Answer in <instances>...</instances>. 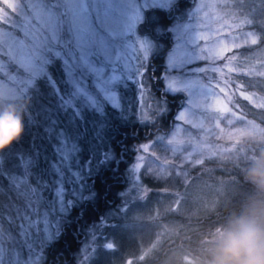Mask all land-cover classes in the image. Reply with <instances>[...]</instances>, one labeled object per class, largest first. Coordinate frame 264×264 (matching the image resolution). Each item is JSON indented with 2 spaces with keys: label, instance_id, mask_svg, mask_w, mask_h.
Returning a JSON list of instances; mask_svg holds the SVG:
<instances>
[{
  "label": "snow or ice",
  "instance_id": "1",
  "mask_svg": "<svg viewBox=\"0 0 264 264\" xmlns=\"http://www.w3.org/2000/svg\"><path fill=\"white\" fill-rule=\"evenodd\" d=\"M179 2L3 0L0 5V96L8 100L30 97L33 106L29 112L32 114L26 116L25 130L39 126L38 118H42L45 135L56 140V159L49 164L55 177L51 185L42 182L40 175L33 172L35 157L31 153L26 156L13 151L19 147L18 143L0 152V177H6L9 187L17 189V194L26 201L24 211L13 205L16 218L22 222L17 226L19 231L15 236L8 233V240L13 243L18 240L19 248H11L7 264H33L34 259H43L44 249L61 234L59 218L67 214L78 196L85 198L81 192L85 170L79 163V122L85 119V113H91L99 124L109 107L113 111L120 110L121 90L129 81H135L143 89L144 85L137 78L144 76L148 70L146 62L159 47L152 36L140 33L147 19L146 13L150 10L171 13ZM232 3L235 0H213L211 4L213 18L218 25L215 29L217 37L221 31L238 27L229 18H235V13L228 7ZM204 6L201 0L196 11L200 12ZM208 15L204 13L205 17ZM188 29V24L179 21L166 29H154L157 36L166 31L176 41L167 53V71L162 79L166 93H183L186 96L188 107L177 115V121H185L190 109H199L201 103L197 102V98L204 99L208 94L210 75L229 83L225 78L227 73L236 70L228 63L230 59H235L229 57V53L260 43V38L251 32L240 37V42L236 38L213 39L212 35L204 32L188 39ZM200 42H205L204 46H200ZM201 61L204 63L201 64ZM57 68L61 74L59 80L54 75ZM42 88H47L49 91L46 94L56 98L55 110L68 116V127L60 126L53 118L52 106L40 104L36 107L37 101L45 95ZM217 110L225 111L227 105L219 101ZM157 111L162 113L164 109ZM149 120L151 116H145L141 122ZM140 149L148 152L149 145H141ZM10 154L16 160L14 166L9 159ZM110 159L111 152L105 151L100 163ZM136 159L142 162L144 156H137ZM142 167V163H135L130 168L134 173L133 180L126 192L121 194L127 197L125 204L139 186L137 182ZM33 179L35 183L31 182ZM21 186L23 191H19ZM45 190L51 192L50 200L43 195ZM0 191L3 189L0 188ZM9 220H13L11 215ZM112 226L107 219L101 221L100 227ZM100 235L104 237L102 232ZM92 239V251L97 260L100 253H107V249L113 248V243L106 237L96 244L95 241L100 238L95 232ZM4 243V232L0 228V264H5Z\"/></svg>",
  "mask_w": 264,
  "mask_h": 264
},
{
  "label": "rangeland",
  "instance_id": "2",
  "mask_svg": "<svg viewBox=\"0 0 264 264\" xmlns=\"http://www.w3.org/2000/svg\"><path fill=\"white\" fill-rule=\"evenodd\" d=\"M187 1L192 5L189 10H180L179 7L181 2H179L178 7L174 11L166 13H168V16L172 19L169 27L175 25L177 21L189 25L187 33L188 39L195 38L196 34L199 32L212 35L213 39L220 38L224 40H233V38H236L237 42H240L239 38L249 32L259 38L258 33L252 27L253 21L251 17H249L246 12L245 14H242V9L239 7L237 0H235V3L229 4L228 7L235 13V18H232L231 16L229 18L232 19L233 24L238 27L221 31L218 33V37L215 35V29L218 25L213 18L211 8L213 0H203L205 6L200 12H197L196 9L201 4V0ZM1 2L3 4V0H1ZM205 12L209 14L208 17L204 16ZM148 14L149 11L146 13V17ZM140 33L150 35L148 31H146V22L140 28ZM163 35L165 36L167 33H164ZM150 36L158 42L159 47L150 55L146 62L148 70L145 72L144 76L137 78L144 85L143 89H141L140 84L135 81H129L121 90L126 93L125 95L127 98H125V100L127 99V101L125 102V105L127 108L121 113L119 111L123 109V105L122 108L117 111H113L109 107L103 122L99 124H97L96 118L92 115V121L95 127L92 130L96 131L99 135H102L99 136L102 141L106 136L104 142L108 144L102 146L101 151L104 153L105 151H108L109 147V136L111 134L110 115L116 118L120 114L124 116L129 115V118H131L132 121L136 120L141 127H148L143 133L140 142L137 141L133 143L132 158L129 162H126L124 170L128 173V189L134 177V173L130 171L131 166L135 163H142L143 167L139 173L140 180L137 182L139 186L137 190L133 192L132 198L137 199L139 202H143L142 206L146 205H144V202L151 193H155V198L152 202L147 204L146 208L134 207V209L126 215L124 214L131 205L132 198H129L128 203L126 204L124 201H121L123 207L121 205L120 209L116 210L115 216L123 215L122 217L128 219L129 216L134 215L135 219L130 221L131 224L128 225H115V231L110 235L108 232L103 231V227H100L101 221L104 219L101 218V220L98 221L97 226L90 230V234H86L80 239V245L75 252L77 255L75 264H111L108 260V258L111 257V254L108 255V252L112 253V251L115 250V242L112 237L115 239L118 238L119 246H121V248L117 250V256L114 257V264H121V261H123L127 255L135 254L137 252V249L135 248V241L137 238L141 239L142 248L144 246H149L150 250L154 249L157 245L155 243V239L157 238L156 235L158 234L157 229H159L160 234L158 238L161 235L168 236L174 234L172 232L171 222L167 220H158V224L153 221L162 214V210L171 208L177 209V204L179 203V209L185 212L198 213L200 210L213 206V202L210 201V198H213V196L220 195L222 197H227L228 195H233L237 192L236 186L232 183H219L215 186L209 187L206 186L202 179L196 178L186 188L184 194V187L189 180L204 173L208 169L206 168L209 165L208 163L214 160H223L228 157H234L238 160L252 158L248 150L250 146L247 145L246 142L251 139L264 138V126L254 122L247 112L248 108H244L243 106V104H246L247 106L253 105L264 108V98L256 96L252 90H249L245 84H242L237 78L239 75L249 76L254 73L264 75V62L257 65V67H254L250 61H247V65L245 63L246 66L242 67L243 64L240 65V60L238 58L242 48H237L234 52L229 53V57H235V59H230L228 63L236 69L234 72L227 73L225 78L229 83H224L219 77L213 78L210 75L208 78V83L210 85L208 94L204 99L197 98V102L201 103L199 109H190L185 121H177V115L188 107L186 96L183 93H166L164 90V81L162 79L167 71V53L175 45L176 41L173 39L172 35H170L171 45L168 48H165L164 38H161L162 36ZM204 44L205 42H200V46H204ZM250 46L252 45L247 47ZM162 48L166 49L163 54L165 65L163 67L165 69L162 68V66H156L155 63V52ZM200 63L203 64L204 62L201 61ZM219 63L223 64L224 61H220ZM192 66L195 67L198 65ZM61 89L63 90V88ZM220 89H224L225 91L222 92ZM142 92L143 95H141ZM225 92L227 94H225ZM167 94L175 96L168 100L166 98ZM129 101L130 104L128 105ZM219 101H222L227 105V110H217ZM159 108H163L164 111L162 113L158 112L157 110ZM145 116H151V120L142 123L141 121ZM168 116V123L163 122ZM67 121L68 118H66V126L64 127H68ZM95 143L97 144L98 142ZM144 144L149 145L148 152H143L140 149V146ZM90 153L93 154L92 152ZM140 155L144 156L142 162L137 161L136 159L137 156ZM235 156L238 157L236 158ZM88 162L89 161H86L85 163V171L88 170ZM143 177H147V179L150 180V184L156 183L159 187L154 189L151 188L149 184H146L143 181ZM81 192L83 195V189ZM43 195L48 200L52 198V194L48 196L43 193ZM67 198L68 197H66V199ZM126 198L127 197L121 196L122 200H125ZM83 199H80L78 196L73 205L79 203ZM215 203H221V201L218 200ZM71 208L67 214L70 212ZM24 209L25 208L21 209V211H24ZM42 210L43 209H41V211ZM11 217L13 218L11 223L6 222L3 225H0V228H2L4 232V247L6 249L5 264H7L9 259L11 248L13 246L19 248L18 240L15 243L8 240V233H12V235L15 236L19 231L17 226L22 221L16 218V213ZM59 219L61 231L62 222L65 220V216ZM133 221H136L135 225H133ZM111 225H113V223H111ZM94 232L96 236L100 238L95 241L96 244L101 243L104 237L108 238L109 242L113 243V248L107 249V253H100V259L98 260L95 258V254L92 251V246L94 244L92 234ZM101 232L104 234V237H101ZM132 242H134V246H130ZM47 248L48 246L44 249L43 259H34L33 264H44V257ZM145 253V251H141L137 254V257L141 258ZM103 254L107 255L103 256ZM21 258H23V254ZM131 262V259H128L125 264H130Z\"/></svg>",
  "mask_w": 264,
  "mask_h": 264
},
{
  "label": "trees",
  "instance_id": "3",
  "mask_svg": "<svg viewBox=\"0 0 264 264\" xmlns=\"http://www.w3.org/2000/svg\"><path fill=\"white\" fill-rule=\"evenodd\" d=\"M180 2V10H189V8L192 7L187 0H180ZM237 2L242 9V14L246 12V14L251 17L253 21L252 27L260 38V43L258 45L242 48L238 57L240 65L243 64L242 67L246 66V62L250 61L254 67H257V65L264 62V2H262V0H237ZM0 5H2L1 0ZM171 20V17H169L168 13L165 11L150 10L146 21V31H148L150 35L157 36L154 29L156 27L166 29L171 24ZM164 33L167 32L165 31ZM170 35L169 33L165 36L160 35L162 36L161 38H164L165 48L171 45ZM165 48L155 52L154 55L156 66H162V68L165 66L163 55L166 51ZM54 75L57 80L61 78L58 68L54 70ZM237 78L242 84H245L249 90H252L256 96L264 98V75L254 73L249 76L239 75ZM61 88H63L62 84ZM48 91L47 88H42V92L45 93V95L37 101L36 107L38 108L40 104L52 106L54 109L53 118L58 120L60 126L64 127L66 126V118H68V116L59 110H55V105L57 103L56 98L47 95L46 93H48ZM125 94L124 91H121L123 99V109L119 111L121 113L127 108L125 105L127 101L125 98H127V96ZM174 96L167 94L166 98L169 100V98ZM8 101L11 102L14 100ZM129 104L130 101L128 102V105ZM32 106L31 101L30 108ZM243 106L244 108H248L247 112L254 122L264 126V108L253 105L247 106L246 104H243ZM31 114V112H28L27 115ZM115 118L116 117L110 115L111 134L109 136L108 152H111L112 159L104 163H100V161L103 160V153L101 152L102 146L108 144L104 142L106 136L103 141L101 138L97 139L98 133L92 130L95 127L93 125L91 113H85V119L79 122L78 138L81 149L79 163L85 166L86 161L91 162L88 170L85 171L83 187V196L85 198L79 203H75L70 212L65 215V220H63L61 226V234L51 242L46 249L44 264H75L77 256L75 252L80 245V239L86 234H90V230L97 226L101 218L107 219L109 224L113 223L114 226L131 224L129 219H125L122 217L123 215L115 216V213L116 210L120 209L122 205L121 201H124V199H121V194L126 192L128 176L124 167L126 162H129L132 158L133 143L137 141L140 142L143 133L148 127H141L136 120L132 121L129 115L124 116L120 114L116 119ZM38 119L39 126L26 128L23 137L17 142L19 147H15L13 151L17 154L23 153L26 156L31 153L35 157V167L32 169L33 172L40 175L42 182H47L51 185L55 177L50 172L49 164L56 159L54 153L56 140L45 135L43 131L44 120L42 118ZM168 120L169 116L166 120L164 119L163 122L168 123ZM95 142L98 143L96 144ZM246 144L250 146L248 150L252 158L238 160L234 157H228L223 160L220 159L209 162V165L206 167L208 169L201 175H197V177L189 180L184 187L185 194L186 188L190 183L196 178H200L206 186L209 187L219 183H232L236 186L237 192L235 194L228 195L227 197H222L218 194V196H213V198H210V201L213 202V206L200 210L198 213L185 212L179 209V203L177 204V209L171 208L162 210V214L153 221L158 224L160 220L171 222L172 232L174 234L168 236L161 235L157 246L155 249L151 250L149 246H144L142 248L141 239L137 238L135 241L137 252L127 255L125 259L121 261V264H125L128 259L132 261L130 264H204L206 256L203 241L216 227L226 221L230 212L238 208L241 201L252 190L251 185L244 179V171L255 157L261 152H264V138L251 139L248 140ZM235 157L237 158L238 156ZM9 159L14 166L16 163L15 158L10 154ZM10 170L13 169L10 167ZM15 171L18 172L20 170L15 169ZM142 179L153 189L159 187L156 183L150 184V180H148L147 177H143ZM31 182L35 183V180L33 179ZM0 188L3 189V191H0V225H3L6 222H12H10L9 216H13L16 213L13 205L23 209L25 208L26 201L17 194V189L9 187V182L6 177H0ZM19 191H23V186H21ZM44 194L50 196L51 192L45 190ZM154 198L155 193H151L145 200L144 205L146 204L145 206H147ZM133 199L134 198H132L129 208H132L135 204L142 203L143 205V202ZM218 200H220L221 203H215ZM114 226L103 227V231L111 235V233L115 231ZM157 233V236H159V229H157ZM112 239L115 242V250H113L112 253L108 252V255L111 254L108 260L111 264H114V257L117 256V250L120 249L121 246H119L118 238L115 239L112 237ZM131 245L134 246V242H132L130 246ZM141 251H145L146 253L141 256V258L137 257V254ZM106 255L107 254H103V256Z\"/></svg>",
  "mask_w": 264,
  "mask_h": 264
},
{
  "label": "clouds",
  "instance_id": "4",
  "mask_svg": "<svg viewBox=\"0 0 264 264\" xmlns=\"http://www.w3.org/2000/svg\"><path fill=\"white\" fill-rule=\"evenodd\" d=\"M31 98L9 102L0 96V152L20 141ZM252 190L226 221L205 238L204 264H264V152L244 171Z\"/></svg>",
  "mask_w": 264,
  "mask_h": 264
},
{
  "label": "bare ground",
  "instance_id": "5",
  "mask_svg": "<svg viewBox=\"0 0 264 264\" xmlns=\"http://www.w3.org/2000/svg\"><path fill=\"white\" fill-rule=\"evenodd\" d=\"M134 207H135V208H138V207H140V208H143V207L146 208V206H142V204H137V205L135 204L132 208H128V209L126 210L125 215H126V214H129V212H130L131 210H133ZM128 219H129L130 221H132V220L135 219V217H134V215H132V216H129ZM137 220H138V219H137ZM137 220H136V221H137ZM136 221H133V222H134L133 225H135ZM156 236H157V235H156ZM156 236H155V237H156ZM155 237H154V238H155ZM159 238H160V237H159ZM159 238H158V236H157V238L155 239V240H156V241H155L156 244H158ZM155 243H154V244H155ZM156 246H157V245H156ZM154 249H155V248H154Z\"/></svg>",
  "mask_w": 264,
  "mask_h": 264
}]
</instances>
